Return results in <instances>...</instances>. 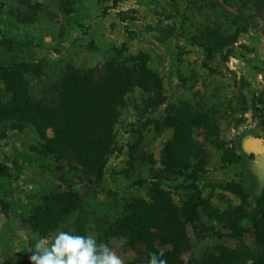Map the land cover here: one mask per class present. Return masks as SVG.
I'll list each match as a JSON object with an SVG mask.
<instances>
[{
    "label": "rangeland",
    "instance_id": "obj_1",
    "mask_svg": "<svg viewBox=\"0 0 264 264\" xmlns=\"http://www.w3.org/2000/svg\"><path fill=\"white\" fill-rule=\"evenodd\" d=\"M140 52L161 85L125 94L98 181L56 161L30 120L4 111L18 94L2 67L56 107L71 67L99 76ZM0 163L12 174L0 178V264L68 230L146 264V243L117 229L136 199H150L152 181L178 206L194 197L197 218L177 249L184 263L264 264V0H0ZM58 186L81 203L55 228L44 215L35 227ZM155 246L173 249L164 238Z\"/></svg>",
    "mask_w": 264,
    "mask_h": 264
},
{
    "label": "trees",
    "instance_id": "obj_2",
    "mask_svg": "<svg viewBox=\"0 0 264 264\" xmlns=\"http://www.w3.org/2000/svg\"><path fill=\"white\" fill-rule=\"evenodd\" d=\"M146 57L140 52L129 63L109 61L99 76L71 67L57 85L60 104L56 107L46 106L23 85L16 84L9 77L14 68L2 67L8 90L18 94L16 106L4 104V111H14V117L30 120L45 139L47 153L56 161L81 168L98 181L113 150L114 127L125 94L136 86L151 89L161 85L158 73L148 66ZM11 175L10 167L0 163L1 180ZM152 185L150 199H136L130 212L120 218L117 230L128 232L133 242L146 243L147 251L152 252H159L155 242L164 238L173 245L172 250L163 251L167 264H186L177 249L186 239L185 222L192 223L197 218L194 197L178 206L158 182L152 181ZM46 198L49 202L44 209L34 212L35 227L36 219L44 215L45 229L55 228L82 201L81 196L73 200L64 198L60 186L50 190ZM257 199L264 200V195ZM30 255V252L21 254L15 264H30Z\"/></svg>",
    "mask_w": 264,
    "mask_h": 264
},
{
    "label": "clouds",
    "instance_id": "obj_3",
    "mask_svg": "<svg viewBox=\"0 0 264 264\" xmlns=\"http://www.w3.org/2000/svg\"><path fill=\"white\" fill-rule=\"evenodd\" d=\"M119 243L122 246L126 241L121 238ZM29 252L30 264H124L113 248L98 241L96 235H79L72 230L57 231L51 238L41 237ZM145 255L146 264H167L163 251H147Z\"/></svg>",
    "mask_w": 264,
    "mask_h": 264
}]
</instances>
